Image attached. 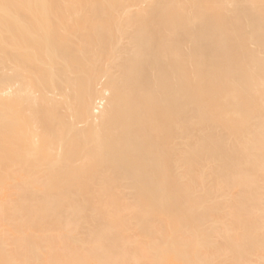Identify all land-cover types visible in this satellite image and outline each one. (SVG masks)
<instances>
[{
	"label": "bare ground",
	"instance_id": "1",
	"mask_svg": "<svg viewBox=\"0 0 264 264\" xmlns=\"http://www.w3.org/2000/svg\"><path fill=\"white\" fill-rule=\"evenodd\" d=\"M0 175V264H264V0H0Z\"/></svg>",
	"mask_w": 264,
	"mask_h": 264
},
{
	"label": "rangeland",
	"instance_id": "2",
	"mask_svg": "<svg viewBox=\"0 0 264 264\" xmlns=\"http://www.w3.org/2000/svg\"><path fill=\"white\" fill-rule=\"evenodd\" d=\"M135 8V7H134ZM1 176V175H0ZM258 191V190H257ZM257 191H245V192H236L235 194H244L245 196L248 194V193H256ZM195 194H202V195H212L214 196V199L208 201V202H205V203H210L211 206H213L214 208L216 206H221L220 203L223 201L222 200V197L227 194L223 191H208V192H201V191H196ZM229 194V193H228ZM205 203H203L199 208H198V213L199 215L201 216H204L206 215L207 213V210L205 208H202L203 205H205ZM262 214V213H261ZM212 236V231H207L206 233H203L199 236L198 238V242L199 243H202L203 241H206L208 239H210ZM222 243V240H217L214 242V245L215 246H219L220 244ZM257 256H260V255H264V249H261L259 250L257 253H256ZM190 256H191V253H190ZM189 256V257H190ZM192 259V257H190ZM257 261H258V258H256L255 256H253L252 260H251V264H257ZM216 264V263H215Z\"/></svg>",
	"mask_w": 264,
	"mask_h": 264
}]
</instances>
